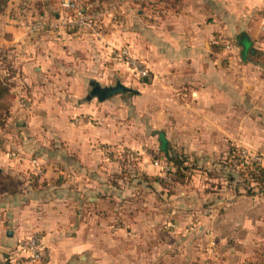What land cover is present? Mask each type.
I'll return each mask as SVG.
<instances>
[{"label": "rangeland", "instance_id": "374dc122", "mask_svg": "<svg viewBox=\"0 0 264 264\" xmlns=\"http://www.w3.org/2000/svg\"><path fill=\"white\" fill-rule=\"evenodd\" d=\"M14 1L17 5L13 12L22 14L24 22L30 18L25 24L27 26L34 20L51 19L61 12L57 0ZM145 2L80 0L87 11L107 10L97 33L67 27L51 32L41 29L39 32L55 35L61 30L78 31L100 39L111 31L109 25L115 23L113 33L120 35L122 26L138 14L137 9ZM128 7L130 17L127 16L129 11H125ZM27 33L31 32L27 30ZM102 41L105 48L109 47V53L108 56H100L99 61L95 62V58L81 50L77 53V72L83 76L82 80L77 79V105H86L88 110L69 114L61 126L56 124L55 138L49 136L46 144L42 143V146L47 145L49 152L44 151L45 160L39 158L42 153L34 148L31 141H27L28 151L21 146V140L12 138L18 131L24 139L25 133L20 134L18 129L29 115L10 112L14 101L16 99L19 107L27 108L31 100L26 87L16 82L15 70L7 61L5 51L0 50V75L4 77L8 69L14 93L5 124L0 127V152L16 162H27L32 182L34 175H38L36 185L63 184L66 191H75L78 215L94 214L92 218L96 226L65 229L64 236L76 243H87L74 256L78 260L91 259V264H152L141 261L144 257L152 259L154 255H171L179 249L189 254L190 247H180L176 240L201 233L205 243L201 244L200 236L197 248L191 250L193 253L198 251V260L193 264H264V192L248 195L242 186H239L240 192H236L226 175L232 173L236 176L241 164H235L236 157L225 158L229 147L234 146L240 155L238 158L257 159L264 165V53L257 47L251 51L249 47H253V43L242 53V47L236 45L237 39H222L217 44L219 52L224 55L219 58L222 69L212 70L209 78L215 83L224 79L225 85L207 86L212 91L204 94V100L201 96L194 99L191 95L204 80L201 83L194 81L192 86H175L166 97H161L158 94L160 87L154 83L151 71L148 70V76H139L133 62H126L115 54L114 50L125 46L136 57L128 38L115 42L103 38ZM226 41L229 42L227 48ZM229 55L235 56L230 60L232 64L228 62ZM136 59L146 67L144 61ZM92 81L100 85L120 81L137 91L117 92L98 100L93 95L88 97ZM198 99L201 100L198 102ZM21 100H24V105L20 104ZM221 109H224L223 116ZM73 127H77V167H63V153H66L65 158L75 157L68 148L73 139L71 135L68 138L69 132H66ZM59 129L65 132L64 140L57 134ZM161 132L165 139L164 147L159 137ZM87 142L89 148L79 152ZM61 146L66 152L57 150ZM164 150L168 154L186 155V164L191 163L197 168L190 174L185 169L180 175L176 174ZM11 151L19 156L11 155ZM83 158L86 161L90 158L95 164L83 165L80 163ZM38 167L40 172H37ZM88 176H92V185L88 184ZM243 214L247 216L246 220H252L255 227L250 239L247 238L248 230L238 243L233 233ZM82 215L79 216L81 221ZM201 224L208 225L203 233L199 230ZM32 233H37L41 244L50 252L42 241L41 231L32 230L18 237L16 252L11 254V258L21 252L20 241ZM238 233L241 232L238 230ZM239 250L245 257L236 261L235 255H239ZM2 254L5 255L4 252ZM81 254L84 257L80 258ZM48 259L31 263L21 261L20 264H43Z\"/></svg>", "mask_w": 264, "mask_h": 264}, {"label": "crops", "instance_id": "0c3cea01", "mask_svg": "<svg viewBox=\"0 0 264 264\" xmlns=\"http://www.w3.org/2000/svg\"><path fill=\"white\" fill-rule=\"evenodd\" d=\"M12 1L14 0H9L6 9L0 13V50L5 51L7 61L15 70L16 82L26 87L31 100L27 108H21L15 99L10 112L29 115L20 123L18 129L20 134L25 133L24 139L18 135V131L12 138L21 140V146L28 151L27 141H31L34 148L43 154L39 158L44 160L47 145L42 146V143L46 144L49 136L53 138L56 124L61 126L69 114L88 110L86 105H77V79L83 78L82 73L77 72V53L81 50L92 59L95 58V62L99 61L100 56H108L109 47H104L103 38L108 42L124 38L131 41L133 55L144 61L147 69L153 73V80L160 87L158 94L161 97H166L175 86H192L194 81L201 83L204 80L200 87L191 92L194 99L201 96L204 100V94L208 95L212 91L207 86L225 85L224 79L215 83L209 78L212 70L222 69L219 58L223 53H220L217 47L222 39H237L236 45L242 47V53L251 43L254 45L249 48L257 47L264 53V0H180L175 6L158 0H144L146 2L137 9L138 14L132 19L129 18L126 25L122 26L120 35L113 33L116 30L113 26L116 24L111 23L108 27L111 31L100 39L80 34L78 31L61 30L54 35L48 33L51 32L48 30L28 34L25 24L30 18L28 22H24L22 14L13 12L17 2ZM150 5H153V8H150ZM125 11H129L127 16L130 17V7L125 8ZM231 59L234 60L235 56L229 55V64H232ZM200 100L198 99V102ZM221 111L223 116L224 109ZM219 113L220 109L218 116ZM66 132H69L68 138L71 135L73 139L68 148H71L75 157L65 158L66 153H63L61 166L76 168L77 127ZM57 134L64 140L65 132L62 129H59ZM88 148L89 142L84 144L79 152ZM57 150L66 152L62 146ZM93 162L95 161L90 158L88 161L84 158L80 160L81 164L87 166L95 164ZM25 163L27 162H16L8 158L6 153L0 152V248L4 245L3 251L0 252V264L3 262L2 253L14 252L18 237L32 230L41 231L42 241L50 250V257L43 264H91V259L81 258L84 257L83 254L79 255L82 260L74 256L75 253L79 254L87 243H76L64 234L65 229L73 226L72 229H77V226H96V221L92 218L94 214H81L83 220H79L81 215L77 214L75 200L77 193L66 191L63 184L35 185ZM91 177L88 176L89 185H92ZM246 219L247 216L243 214L241 222L235 225L233 238L238 243L248 230L250 233L247 238L252 236L251 231L255 226L252 220ZM207 226L201 224L200 232L203 233ZM238 230L241 233H238ZM202 235L197 233L192 238L176 240L178 246L190 247L189 254L180 252L182 249H179L176 253L164 257H144L141 262L193 264L198 251H192L197 248L196 245L200 241L198 239ZM201 242L204 245V236ZM242 245L245 246V243ZM235 257L236 261H240L245 254L239 250V255Z\"/></svg>", "mask_w": 264, "mask_h": 264}, {"label": "built area", "instance_id": "2783aa9c", "mask_svg": "<svg viewBox=\"0 0 264 264\" xmlns=\"http://www.w3.org/2000/svg\"><path fill=\"white\" fill-rule=\"evenodd\" d=\"M57 4L61 12L57 13L54 18L51 19H37L29 23L27 26L28 32H36L41 29L54 30L56 28L67 27L70 29H77L83 31H92L97 33L96 30L102 21L103 14L107 11L104 9H97L87 11L81 5L80 0H57ZM262 13L264 16V5L262 7ZM225 47H229V42H225ZM115 54L126 62H133L137 74L145 77L149 75L147 67L141 65V62L133 57L129 52V49L125 46L114 50ZM21 105H24V100H21ZM13 156H19L14 151L10 152ZM35 161V160H34ZM37 172H40V168H36ZM21 252H17L15 256L10 259L11 264H20L21 261L25 263H31L34 261H45L49 258V251L41 244V241L37 233H32L27 237H24L20 241L19 245Z\"/></svg>", "mask_w": 264, "mask_h": 264}, {"label": "trees", "instance_id": "16d2710c", "mask_svg": "<svg viewBox=\"0 0 264 264\" xmlns=\"http://www.w3.org/2000/svg\"><path fill=\"white\" fill-rule=\"evenodd\" d=\"M8 0H0V13L6 7ZM163 2L166 5L174 6L180 0H158ZM5 76L2 77L0 75V127L5 124L9 108L12 104L14 99V93L12 92L11 88L13 83L10 81V75L8 69L5 71ZM146 81V80H145ZM136 92V91H131ZM160 139L162 140V146L164 147L165 139L162 134H159ZM165 156L167 161L175 167V173L181 174L182 169L187 170L190 174L194 168V166L190 163V165L186 164L187 156L184 154L177 155V154H168L166 150H164ZM240 155L237 149L234 146L229 147L228 154L226 155V159H231L232 157H236L235 164H241L239 169L237 170L236 176L232 173H228L226 175V179L231 183L234 184V190L236 192H240L239 186H242L245 189V193L248 195L264 192V165L257 159H252L248 157L242 156V158H238ZM227 160V161H228ZM185 163V164H184ZM38 175H34L33 183L36 185L35 179L38 178ZM147 176V175H145ZM16 252V251H14ZM14 252L6 251L5 255L3 256L2 264H8L11 259V254Z\"/></svg>", "mask_w": 264, "mask_h": 264}, {"label": "water", "instance_id": "95a60500", "mask_svg": "<svg viewBox=\"0 0 264 264\" xmlns=\"http://www.w3.org/2000/svg\"><path fill=\"white\" fill-rule=\"evenodd\" d=\"M246 51V48H244V52ZM251 51H253V48H251ZM93 85L90 89V93L88 97L90 98L92 95L96 96L98 100H104L108 96L117 93V92H123V91H137V89L127 86L120 81H116L114 84L109 85H100L96 82H91Z\"/></svg>", "mask_w": 264, "mask_h": 264}]
</instances>
